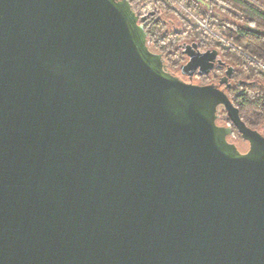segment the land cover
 <instances>
[{
	"label": "water",
	"instance_id": "95a60500",
	"mask_svg": "<svg viewBox=\"0 0 264 264\" xmlns=\"http://www.w3.org/2000/svg\"><path fill=\"white\" fill-rule=\"evenodd\" d=\"M146 20L0 0V264H264V136L173 75ZM185 54L204 75L218 52Z\"/></svg>",
	"mask_w": 264,
	"mask_h": 264
},
{
	"label": "trees",
	"instance_id": "16d2710c",
	"mask_svg": "<svg viewBox=\"0 0 264 264\" xmlns=\"http://www.w3.org/2000/svg\"><path fill=\"white\" fill-rule=\"evenodd\" d=\"M138 13L142 0H129ZM169 1V0H168ZM199 16L213 30H217L228 41L229 47H219L223 56L240 73L244 84L230 94L239 109L242 120L252 129L264 123V73L258 64H264V8L259 0H179ZM172 1H157L158 12L143 25L148 35V46L155 53L180 57L177 51L179 35L170 31V21L164 15H176L171 8ZM185 34L190 40L205 48H216L214 37L200 27L183 21ZM238 94V95H237ZM220 116L231 123L226 111L221 108ZM232 124V123H231ZM235 136L240 133L233 125Z\"/></svg>",
	"mask_w": 264,
	"mask_h": 264
},
{
	"label": "flooded vegetation",
	"instance_id": "af4514ba",
	"mask_svg": "<svg viewBox=\"0 0 264 264\" xmlns=\"http://www.w3.org/2000/svg\"><path fill=\"white\" fill-rule=\"evenodd\" d=\"M146 16L147 20L145 22H149L151 17H154L155 15H150L149 13ZM170 23L172 27H176L174 22L170 21ZM174 32L176 35L180 36L177 46V51L180 52V57L175 58L172 57L170 54H166L167 66L173 75L180 78L187 84H192L196 86H216L224 90L228 96H230V94L235 92L236 89H238L241 85L244 84V81H242L240 77L241 75L239 71L228 60H226V58L223 56L222 52L219 49L205 48L201 46L199 43L190 40L188 37L185 36V34L183 35V30L175 28ZM190 49L194 50L196 54L206 53L214 50L218 52L216 61L213 63V67L208 74L200 75L199 69L192 70V68L187 69L186 73H184V67L187 66L190 62V58L185 53L190 51ZM218 124L226 127L229 126L233 129V124L227 121L226 118L223 120L222 116H220ZM255 130L259 131L264 136V123L262 126ZM229 139L239 147L241 152L246 153L249 151L250 146L241 138V135L239 138L235 136V132L233 131V134L229 137Z\"/></svg>",
	"mask_w": 264,
	"mask_h": 264
},
{
	"label": "rangeland",
	"instance_id": "374dc122",
	"mask_svg": "<svg viewBox=\"0 0 264 264\" xmlns=\"http://www.w3.org/2000/svg\"><path fill=\"white\" fill-rule=\"evenodd\" d=\"M157 1L159 0H142L141 2V7L139 8V14L141 16H146L149 13L154 12L155 15L158 12V6H157ZM172 1L171 4V8L176 12V15L169 16L168 15H164V17H167V19H173V21H175V23H177V26L175 27L176 29L179 30H185V26L183 24L184 22H187L189 25L194 26V27H200L202 29H204L205 31H207L208 33H210L214 39H215V43H216V48L220 49L219 47H229V43L228 41L221 35V33L217 30H213L210 25L208 24V22L204 21L199 14H197L196 12L190 10L185 4L181 3L179 0H169ZM168 0H166V2H169ZM261 2L262 7L264 8V0H259ZM170 31H174L175 28L172 27V25L169 27ZM261 68V71L264 73V64H258Z\"/></svg>",
	"mask_w": 264,
	"mask_h": 264
}]
</instances>
